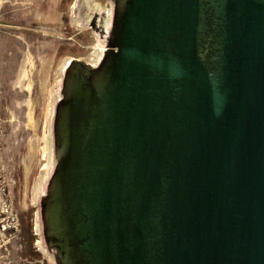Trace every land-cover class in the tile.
<instances>
[{
  "label": "water",
  "instance_id": "obj_1",
  "mask_svg": "<svg viewBox=\"0 0 264 264\" xmlns=\"http://www.w3.org/2000/svg\"><path fill=\"white\" fill-rule=\"evenodd\" d=\"M70 1L16 76L50 263L264 264V0H108L97 36Z\"/></svg>",
  "mask_w": 264,
  "mask_h": 264
},
{
  "label": "rangeland",
  "instance_id": "obj_2",
  "mask_svg": "<svg viewBox=\"0 0 264 264\" xmlns=\"http://www.w3.org/2000/svg\"><path fill=\"white\" fill-rule=\"evenodd\" d=\"M53 0H0V204L16 197L19 172L18 121L24 55L48 41Z\"/></svg>",
  "mask_w": 264,
  "mask_h": 264
},
{
  "label": "flooded vegetation",
  "instance_id": "obj_3",
  "mask_svg": "<svg viewBox=\"0 0 264 264\" xmlns=\"http://www.w3.org/2000/svg\"><path fill=\"white\" fill-rule=\"evenodd\" d=\"M66 9L67 4L65 5ZM110 3L103 0H71L68 11L64 12L59 28L67 30L63 24L70 22L77 27L87 28L97 36L109 32L107 19ZM107 26V27H106ZM55 29V28H53ZM104 32V33H103ZM97 47L102 48L98 38ZM38 216L34 199L11 197L0 204V264H51L41 245L37 230Z\"/></svg>",
  "mask_w": 264,
  "mask_h": 264
}]
</instances>
